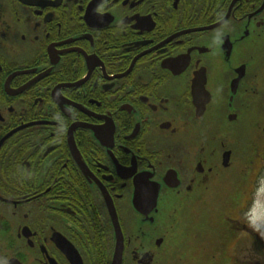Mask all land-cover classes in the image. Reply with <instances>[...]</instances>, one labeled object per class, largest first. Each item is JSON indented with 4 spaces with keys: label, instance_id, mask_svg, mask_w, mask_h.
<instances>
[{
    "label": "flooded vegetation",
    "instance_id": "obj_1",
    "mask_svg": "<svg viewBox=\"0 0 264 264\" xmlns=\"http://www.w3.org/2000/svg\"><path fill=\"white\" fill-rule=\"evenodd\" d=\"M263 107L264 0H0V264H264Z\"/></svg>",
    "mask_w": 264,
    "mask_h": 264
},
{
    "label": "rangeland",
    "instance_id": "obj_2",
    "mask_svg": "<svg viewBox=\"0 0 264 264\" xmlns=\"http://www.w3.org/2000/svg\"><path fill=\"white\" fill-rule=\"evenodd\" d=\"M264 108V107H263ZM256 109H260V108H256ZM247 127V124H244V127ZM258 133L260 136H262V132L260 130V127L258 128ZM245 136V135H244ZM258 136L256 135V133L252 134V136L247 139V143H250L251 147L252 148H255L253 145L256 144V142H254L255 138H257ZM238 152H237V156L238 157V163L237 165H235L234 167H232L230 173H231V178H232V181L230 183V186H232L233 182L234 183H237L239 182V165L242 163L243 161V155L241 153V147H239L238 149ZM260 152H263L264 153V144H263V147L261 148ZM256 162V161H255ZM261 163V162H260ZM262 164V163H261ZM261 171V170H260ZM259 186V187H258ZM253 187V186H252ZM254 195H255V199L258 200L260 202V204L258 205L257 207V210H256V218L254 219V222L258 223V225L260 226V228L263 229L264 231V170H262L260 172V175L258 176V179L256 181V186H255V192H254ZM212 207L213 205H211L208 209H202L203 211H205V213H201V215L198 216V222L197 224L202 228V231H204L206 229L207 232H209V215L211 214V210H212ZM257 219V220H256ZM208 223V226H207V223ZM203 232H201L202 234ZM264 233V232H263ZM243 245V244H242ZM238 253H237V256L240 254V246L238 248ZM243 255V253H242ZM257 255V253H256ZM259 258H261V256L257 255Z\"/></svg>",
    "mask_w": 264,
    "mask_h": 264
},
{
    "label": "water",
    "instance_id": "obj_3",
    "mask_svg": "<svg viewBox=\"0 0 264 264\" xmlns=\"http://www.w3.org/2000/svg\"><path fill=\"white\" fill-rule=\"evenodd\" d=\"M228 156H229V154H228ZM228 162H229V160H228ZM10 264H12L11 261H10ZM13 264H20V263H18L17 261H14Z\"/></svg>",
    "mask_w": 264,
    "mask_h": 264
},
{
    "label": "clouds",
    "instance_id": "obj_4",
    "mask_svg": "<svg viewBox=\"0 0 264 264\" xmlns=\"http://www.w3.org/2000/svg\"><path fill=\"white\" fill-rule=\"evenodd\" d=\"M255 226V225H254Z\"/></svg>",
    "mask_w": 264,
    "mask_h": 264
}]
</instances>
